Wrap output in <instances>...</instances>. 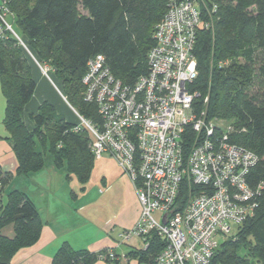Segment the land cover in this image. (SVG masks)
<instances>
[{"label":"trees","instance_id":"trees-1","mask_svg":"<svg viewBox=\"0 0 264 264\" xmlns=\"http://www.w3.org/2000/svg\"><path fill=\"white\" fill-rule=\"evenodd\" d=\"M5 5L8 22L25 47L9 32L0 38L2 125L17 163L14 175L38 173L50 157L65 179L73 176L83 186L95 157L89 134L78 120L67 121L44 101L29 115L32 128L25 125V107L36 90L31 57L37 66L49 68L47 76L67 104L100 127L96 105L83 100L87 61L102 55L112 76L132 86L147 71L154 27L168 0H7ZM193 56L197 77L190 89L199 95L193 112L204 111L207 120L234 128L231 143L257 157L246 182L252 189L261 185L253 214L221 243L210 264H264V0H217L212 30L198 32ZM12 177L0 170V192ZM8 225L13 227L11 237L2 233ZM41 228L28 196L9 192L0 204V264H10L19 250L33 246ZM148 242L146 250L134 249L128 256L151 264L163 243L154 234ZM103 252L73 250L64 243L50 264H92Z\"/></svg>","mask_w":264,"mask_h":264},{"label":"built area","instance_id":"built-area-1","mask_svg":"<svg viewBox=\"0 0 264 264\" xmlns=\"http://www.w3.org/2000/svg\"><path fill=\"white\" fill-rule=\"evenodd\" d=\"M6 2H0V38L9 32L25 48L7 21ZM216 11L217 0H168L154 27L147 71L132 86L112 76L102 55L87 61L83 100L96 105L101 126L72 110L95 159L112 158L135 190L139 215L120 241L139 239L140 249L132 247L146 250L154 234L163 243L152 264H210L232 237V225H241L257 206L261 185L252 189L246 182L256 155L231 143V125L221 127L192 108L199 97L190 89L197 77L193 50L198 32L212 30ZM38 67L49 79V68ZM98 259L118 257L106 250Z\"/></svg>","mask_w":264,"mask_h":264},{"label":"crops","instance_id":"crops-1","mask_svg":"<svg viewBox=\"0 0 264 264\" xmlns=\"http://www.w3.org/2000/svg\"><path fill=\"white\" fill-rule=\"evenodd\" d=\"M36 81L34 96L26 105L25 125L30 130L29 115L36 113L39 105L49 102L58 114L72 122L73 110L60 92L39 72H32ZM5 101L0 90V119L4 117ZM0 133V170L13 174L10 182L0 192L20 191L34 204L42 223L38 241L31 247L19 250L10 264H50L60 246L68 244L73 250L97 253L114 250L119 264H139L128 256L131 250L141 247L139 239L130 244L120 241V234L135 224L139 215V203L129 179L116 162L107 155L93 161L88 182L81 185L70 176L56 170L50 157L45 167L30 176L14 175L17 167L13 151ZM46 158V159H47ZM81 188L83 190L81 191ZM76 200L75 205L71 199ZM74 206V207H73ZM11 237L10 235H7ZM92 264H114L97 260Z\"/></svg>","mask_w":264,"mask_h":264},{"label":"rangeland","instance_id":"rangeland-1","mask_svg":"<svg viewBox=\"0 0 264 264\" xmlns=\"http://www.w3.org/2000/svg\"><path fill=\"white\" fill-rule=\"evenodd\" d=\"M7 21H8V19H7ZM9 23V22H8ZM16 31L18 32V33H20V31L18 30V29H16ZM31 66H32V72H34V73H36V72H39L40 71V69H39V67L37 66V64H35V62L31 59ZM40 73H41V71H40ZM42 74V73H41ZM43 76V75H42ZM43 77H45V76H43ZM46 78V77H45ZM47 79V78H46ZM48 81H49V83H51L52 84V82H51V80H50V78L49 79H47ZM55 83H58V82H56L55 81ZM54 87L56 86V85H54V84H52ZM58 85H60L59 83H58ZM56 88V87H55ZM71 112H72V114H73V116H74V119L76 120H78V118L76 117V115H75V113L71 110ZM5 133V129H4V127H3V125H2V117H1V119H0V133ZM45 159H46V157H45ZM46 161H48V158L46 159ZM1 199L3 200V202L5 201V199H6V195L5 194H2V196H1ZM72 200V202H73V205H75V203H76V200H75V198H74V200L73 199H71ZM74 207V206H73ZM155 218L156 219H158L159 220V216L156 214L155 215ZM232 236L236 233L235 231H236V228H235V226H233L232 225ZM2 233L4 234V235H10V236H12L13 235V227H12V225H8V226H5L4 227V229L2 230ZM231 238V237H230ZM153 263V262H152ZM151 263V264H152Z\"/></svg>","mask_w":264,"mask_h":264},{"label":"bare ground","instance_id":"bare-ground-1","mask_svg":"<svg viewBox=\"0 0 264 264\" xmlns=\"http://www.w3.org/2000/svg\"><path fill=\"white\" fill-rule=\"evenodd\" d=\"M31 59L35 62V64H37L36 61L33 59V57H31Z\"/></svg>","mask_w":264,"mask_h":264}]
</instances>
